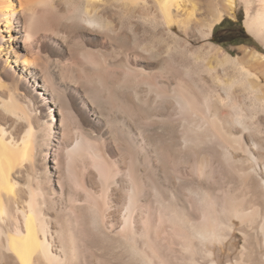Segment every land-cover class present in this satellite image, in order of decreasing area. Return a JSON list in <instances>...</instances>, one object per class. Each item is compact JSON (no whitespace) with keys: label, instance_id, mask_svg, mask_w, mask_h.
Returning <instances> with one entry per match:
<instances>
[{"label":"bare ground","instance_id":"1","mask_svg":"<svg viewBox=\"0 0 264 264\" xmlns=\"http://www.w3.org/2000/svg\"><path fill=\"white\" fill-rule=\"evenodd\" d=\"M86 1L92 3L95 0ZM221 1L225 2L227 11L224 7L223 10L219 8L220 0H206V16L201 22L195 18V15L202 14L201 10L192 0L191 10L183 20L177 19L172 9L180 5L179 0H158V7L165 27H172L176 21L183 34L192 36L189 25L193 21L204 27L201 34L206 37L214 23L219 22L228 10L232 12L237 3H241L245 8L246 30L264 46V0H258L259 5L254 11L252 9L254 0ZM17 5L20 11L16 10ZM22 8L21 0H0V58L5 55L3 65L10 56H15L21 64H27L26 38L12 34L15 23L22 22L23 25L24 21L27 22L23 13L25 9ZM91 13L87 7L85 12L75 13L74 18L84 23L89 33L108 32L109 28L104 19L96 13ZM4 32L7 33L8 39L2 42L5 38L1 33ZM167 34L170 42L166 43L168 52L166 61L171 65H160L158 89L154 90L155 99H160L169 106L175 104L181 115L183 113L188 118L191 117L190 121L192 117L197 118V121L189 122L191 133L187 130L188 133L185 131L184 135L178 136L168 134L167 131L164 134H168V137L164 139V136L160 135L158 141L150 137L151 135H144L141 138L144 145L139 148H136V141L120 139L123 157L126 160L124 173L118 170L114 160L108 159L100 148L93 146L94 142L83 135L85 133H80L70 143L71 145L69 144L71 147H67L71 155L92 156L103 185L111 183L120 188L124 183L127 185L124 188L126 201L122 207H118L109 204V199L107 200L105 195L98 201L86 185L85 187L80 185L73 177L76 187L88 197L85 200L86 208L91 213L90 221L98 237H88L85 231H78L76 227V230L73 229L68 224V219L64 221L61 232H57V236L54 235L47 223L45 212L47 202L39 201L34 189L29 185L26 188L28 195L26 199L23 200L18 195L14 177L23 176L27 170L24 163L32 164L35 158L33 133L30 118L24 110L25 106L19 102L16 93L9 90L5 99L0 95V264H130L131 262L123 260L129 246L135 256L132 264H172L169 255L155 244L158 243L157 238H151L149 235L153 228L156 204L158 215L161 214L159 225H162L164 222L162 217H165L174 237H178L181 242L183 255L179 264H215L198 259L196 255L203 254V257H207L210 251L200 250L194 243L204 246L207 243L220 242L223 239V230L230 229V225L223 223L224 216L235 217L241 222L252 224L255 222L254 218L264 210V179L259 176L260 173L264 174V155L262 156L260 152L264 148V137L261 139L254 136L259 134L258 132L263 133L264 130L260 125H249L244 118V106L252 112L257 109V104L262 106L264 103L260 77L252 71L251 65H248L251 61L252 65L264 66V56L253 51L235 58L215 47L188 46L169 29ZM2 51L5 52L4 55L1 54ZM99 58L97 65L101 68L123 67V75L119 76L120 74L116 73L111 75L115 80L119 79V85H126L127 77H141L142 80L150 77L149 72L140 65H133L128 55L119 63H115L105 54H101ZM225 73H232L229 80L227 77L225 79L227 76ZM97 80L102 86L105 85L103 74L99 75ZM45 83L47 85V82ZM2 87L0 86L1 89ZM240 95L245 100L243 103L239 100ZM97 98H100V95ZM129 98L117 92H110L106 100L115 99L114 101L122 103L121 105L130 106L132 103ZM246 99H249L250 103L246 104ZM217 105L228 106L233 111L236 108L235 113L220 114ZM141 112L146 121L138 122V125L143 129L148 126L154 127L157 123L170 127V130L175 127V120L170 116L156 118L146 109ZM255 116L250 114L251 118ZM19 120L26 125L25 132L18 142L13 134L19 131L17 127ZM237 127L240 129L238 133H234L232 129ZM205 146L212 149V155L218 165L226 161L233 167L236 159L232 151L238 150L246 155V166L236 169L242 179L243 184H239L241 186L230 184L231 186L226 185L223 188L214 181L211 183L213 173L204 169L211 165L208 164L203 150ZM149 156L152 157V163L158 164V169H161V175L158 177L152 174V166L147 163ZM182 163L189 166L181 170ZM160 176H164L163 179ZM210 178L212 179L209 180ZM184 189L193 197L190 202L184 195ZM21 202L27 204V210L20 205ZM72 211L76 213L75 220L78 223L80 213L74 206ZM117 212L121 219H112L116 217ZM196 212L199 214L198 217ZM69 220H72L71 216ZM112 229L117 231L116 235L110 238L108 230ZM259 230L264 243V219ZM56 237L60 244L55 245L56 248L53 249L52 243L57 242ZM103 238L113 239L122 245L124 250L120 254L108 253L100 249V245L97 248L94 245L76 244L80 243V240L89 243V239L93 243H101ZM137 243L149 245L159 262L153 261ZM87 252L88 260L82 263L81 255ZM92 257L96 259L95 262L91 260Z\"/></svg>","mask_w":264,"mask_h":264},{"label":"rangeland","instance_id":"2","mask_svg":"<svg viewBox=\"0 0 264 264\" xmlns=\"http://www.w3.org/2000/svg\"><path fill=\"white\" fill-rule=\"evenodd\" d=\"M21 1L25 9V12L23 10L24 19L28 23L25 21L23 25L22 22L15 23V30L12 34L26 38L25 60L27 64H21L15 56H10L3 65L5 52H1L4 56L0 58V86L3 85L2 89L0 88V95L5 99L8 97L9 90H13L19 102L25 106L26 115L30 118L35 158L32 164L24 163L27 167L26 172L23 173V176L14 177V181L17 193L23 200L28 196L26 188L29 185L34 189L39 201L47 202V207L45 206L47 223L49 230L54 235L61 232L64 221L68 219V224L73 229L85 231L88 237H98L90 221L91 213L86 208L85 200L88 197L79 187H76L74 178L80 185L84 187L86 185V188L88 187L93 192L98 201L103 195L107 197V200L109 199V204L113 206L122 207L126 201L127 195L124 190L127 186L126 183L121 185V188L111 183L103 185L91 155L70 154L68 150L71 147L70 143L80 133H85L83 135L94 142L93 146L100 148L108 159L114 160L118 170L122 173L126 170V160L123 157L120 139L124 138L129 142L136 141V148H139L144 145L143 141L141 142L144 135H151L150 137H154V140L158 141L160 135L165 139L171 133L178 136L184 135L185 131L191 133L189 122L197 121V118L192 117L190 121L191 117L188 118L183 113L181 115L175 104L169 106L162 100L155 99L154 90L158 89L160 65H171L166 61V59L168 60L166 43L170 42V38L167 37L168 29L176 37L179 36L178 38L186 45L193 48L215 47L235 58H240L253 51L264 56V46L244 26L245 8L241 3H237L232 12L228 10V13L224 14L219 22L214 23L211 32L205 37L204 34H201L204 27L193 21L189 25L192 36L183 34L176 21L172 27H165L158 7V0H95L92 3L86 0ZM192 1L196 2L198 9L201 10L202 14L195 15V18L201 22L206 16V0ZM179 3V6L172 9L173 13L177 15V19L183 20L191 10V3L190 0H179ZM258 5V0H254L253 11ZM225 6V2L220 0L219 8L223 10ZM87 7L90 13L92 12L91 14L96 13L104 19V23L106 22L105 24L109 28L108 32L92 31L89 33L88 27L74 18L75 13L85 12ZM16 10L20 11L18 5ZM18 15L17 17H19ZM228 31L232 32L228 33ZM1 35L5 38L2 42H5L8 39L7 33L4 32ZM233 35L239 37L233 43H220L224 37ZM21 48L24 47L21 46ZM101 54L107 55L115 63L121 62V59L123 60L125 55H128L132 64L140 65L149 72L150 77L144 80L141 77H127L126 85H119V79L115 80L111 75L112 73L123 75V67L101 68L97 65ZM248 65H251L252 71L260 77V90L264 97V66L252 65L251 61L248 62ZM102 74L105 80L103 86L97 80L98 76ZM231 74L225 73L227 75L225 79L227 77L229 80ZM110 92L130 97L129 100L131 99L132 104L127 106L114 101L115 99L106 100ZM98 95L100 98H97ZM239 100L242 101L241 103L245 101L241 95ZM247 103H250L249 99H246ZM143 109L148 110L156 118L166 115L174 118L176 128L170 130V127L160 126L157 123L154 127L148 126L143 129L138 125V122L146 121L143 118V112H141ZM217 110L220 114L228 112L233 115L236 108L233 111L228 106L217 105ZM244 113L245 121L249 125H260L264 130V103L262 106L257 104V109L252 112L247 106H244ZM251 113L256 116L251 118ZM25 125L22 120L17 122L19 131L17 130L18 132L16 131L17 133L13 135L18 139V142L25 132ZM239 129L237 127L232 130L234 133H238ZM166 132L167 135H165ZM258 133L254 136L262 139L264 132ZM203 150L207 156L208 164L211 163L204 169L211 170V173L214 174H212L213 180L209 179L211 183L214 181L216 185L223 188L226 185L234 184L232 186L239 187L243 184L241 176L236 170L246 166L247 158L243 152L231 150L236 159V163H233L232 167L226 161H222L218 165L212 155V149L208 146H205ZM260 152L263 156L264 148ZM152 162V157L149 156L147 163L152 166V174L158 177L161 175V169H158V164ZM180 165L181 170L189 166L184 163ZM259 176L264 179L263 173H260ZM160 177L163 179L164 176ZM189 177L191 176L189 175ZM184 192L185 197L188 198L187 201L190 202L193 197L188 195L185 189ZM20 205H23L27 210L26 203L21 202ZM73 206L80 213L81 218L78 223L75 220L76 213L72 211ZM157 210L158 205L156 204L153 228L149 235L151 238H157L158 243L155 244L162 247V250L169 255V261L172 264H179L183 255L181 242L178 237H174L172 228L165 217H162L164 222L159 225L158 220L161 218V214L158 215ZM195 214L196 217L199 216L198 212ZM70 216L72 220H69ZM117 218L121 219L118 212L112 219ZM263 219L264 210L260 211L252 224L241 222L235 217L224 216L223 223L230 225V229L223 230V239L220 242L207 243L204 246L195 242L198 249L210 251L209 256L203 257V254H198L197 258L203 262H214L215 264H264V243L259 230ZM157 223L158 225H156ZM108 231L110 238H113L117 230ZM112 231L113 233H111ZM112 240L103 238L101 243H93L89 239V243H83L80 240V243L76 244L96 247L100 245L99 248L108 253L117 252L120 254L124 248ZM58 242L57 240L56 243H52L53 249L56 248L55 245L60 244ZM137 244L153 261L159 262L149 245ZM96 250L98 251V249ZM88 256V252L81 255L82 263L88 260ZM134 257L129 246L123 260L132 264ZM91 260L96 261L94 257Z\"/></svg>","mask_w":264,"mask_h":264},{"label":"flooded vegetation","instance_id":"3","mask_svg":"<svg viewBox=\"0 0 264 264\" xmlns=\"http://www.w3.org/2000/svg\"><path fill=\"white\" fill-rule=\"evenodd\" d=\"M231 30V29H230ZM232 31H228V33H231ZM239 37L236 35L230 36V37H224L220 43H233V41L237 40Z\"/></svg>","mask_w":264,"mask_h":264}]
</instances>
